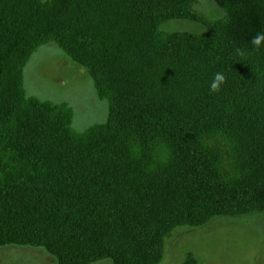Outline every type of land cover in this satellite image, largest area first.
Here are the masks:
<instances>
[{
  "label": "trees",
  "instance_id": "obj_1",
  "mask_svg": "<svg viewBox=\"0 0 264 264\" xmlns=\"http://www.w3.org/2000/svg\"><path fill=\"white\" fill-rule=\"evenodd\" d=\"M195 1L0 0V247L158 264L176 227L264 211V0H213L216 19ZM48 42L87 70L106 122L78 132L67 103L26 95Z\"/></svg>",
  "mask_w": 264,
  "mask_h": 264
},
{
  "label": "rangeland",
  "instance_id": "obj_2",
  "mask_svg": "<svg viewBox=\"0 0 264 264\" xmlns=\"http://www.w3.org/2000/svg\"><path fill=\"white\" fill-rule=\"evenodd\" d=\"M190 10L210 19L222 18L224 10L213 0H196ZM167 32L200 31L199 23L172 20L161 25ZM27 96L65 102L73 110L72 127L81 132L106 122L107 100L100 99L87 70L68 59L54 42L41 45L23 68ZM192 254L196 264H264V211L245 216H216L206 224L176 227L165 239L158 264H183ZM0 264H57L43 248L0 247ZM94 264H112L105 259Z\"/></svg>",
  "mask_w": 264,
  "mask_h": 264
},
{
  "label": "clouds",
  "instance_id": "obj_3",
  "mask_svg": "<svg viewBox=\"0 0 264 264\" xmlns=\"http://www.w3.org/2000/svg\"><path fill=\"white\" fill-rule=\"evenodd\" d=\"M262 42H264V31H259L257 32L251 39L250 43L256 48L259 49V47L261 46ZM237 51L240 54H243L242 52H240L239 49H237ZM226 80L225 75L222 72H217L214 74V78L213 81L210 85V91L212 92H217L220 90V86L221 84H223Z\"/></svg>",
  "mask_w": 264,
  "mask_h": 264
}]
</instances>
